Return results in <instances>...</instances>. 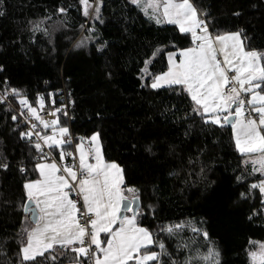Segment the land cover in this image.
Returning a JSON list of instances; mask_svg holds the SVG:
<instances>
[{
    "label": "trees",
    "instance_id": "trees-1",
    "mask_svg": "<svg viewBox=\"0 0 264 264\" xmlns=\"http://www.w3.org/2000/svg\"><path fill=\"white\" fill-rule=\"evenodd\" d=\"M196 2L210 14L213 31L243 29L248 43L264 50V0ZM60 7L67 9L66 15L57 14ZM0 11L4 12L0 15V89L16 88L33 105L38 95L48 104L49 93L53 99L65 94L73 115L65 122L74 136L99 132L105 159L124 169L127 184L140 189L143 206L154 207L144 226L156 230L181 221L194 223L215 242L220 264H250L249 241L264 242V205L258 191L248 199L240 197L256 177L237 183L240 161L231 129L205 126L199 117L185 118L191 113L186 95L142 87L138 80L144 59L157 46L169 45L171 50L174 42L187 47L189 39L174 25L149 23L128 0H103V23L86 20L79 0H0ZM237 12L239 16L234 15ZM41 21L48 35L33 32L34 23ZM81 25L95 27V40L77 48L81 38L89 35ZM105 43L104 50L97 51L98 44ZM165 67L166 58L161 56L151 70ZM12 102L18 105L16 97ZM13 115L0 103V160L10 165L0 169V244L7 252L0 256V264H16V234L25 218L23 183L37 178L31 172L35 150L20 139L19 131L25 126L13 121ZM55 155L58 159V151ZM21 161L29 169L28 176L19 171ZM192 235L188 230L181 234L185 240ZM160 239L182 262L188 252L177 251L179 238L160 234ZM199 239L203 253L207 245Z\"/></svg>",
    "mask_w": 264,
    "mask_h": 264
},
{
    "label": "snow or ice",
    "instance_id": "snow-or-ice-1",
    "mask_svg": "<svg viewBox=\"0 0 264 264\" xmlns=\"http://www.w3.org/2000/svg\"><path fill=\"white\" fill-rule=\"evenodd\" d=\"M102 3L79 0L86 20L103 23ZM128 3L149 23L174 25L189 39L187 47L174 42H170L171 50L169 45L157 46L139 70L141 86L186 95L191 113L185 118L199 117L205 126L220 130L230 128L240 161L237 183L243 185L256 177L240 197L248 199L258 191L264 205V50L253 48L243 29L213 31L210 14L196 0ZM66 13L64 7L57 9L58 15ZM43 23H34L33 32L48 35V29L41 28ZM58 24L64 26L63 21ZM81 28L89 35L81 38L77 48L95 40L94 26ZM106 46L98 44L97 51L102 52ZM161 56L166 58L165 69L152 71L154 61ZM9 96L16 97L21 106L25 130L19 131V137L35 150L31 172L37 176L23 183L25 218L16 234V264H64L65 260L68 264H220L221 253L206 229L184 221L161 225L156 230L143 225L147 215H154V207L143 206L140 189L127 184L124 169L105 159L99 132L89 137L74 136L65 122L73 119L67 105L55 107L53 99V107L47 112L50 119H42L44 96H37L34 107L20 90L6 87L0 93V103L7 102ZM17 119L12 116L13 121ZM146 151L151 152V146ZM9 166L0 160V169ZM19 171L24 176L30 174L23 161ZM185 230L193 234L187 240L181 236ZM160 234L179 238L177 251L188 252L182 262L174 258ZM199 238L207 245L203 253ZM249 244L250 264H264V242L250 240ZM4 249L5 245L0 244V256L7 255Z\"/></svg>",
    "mask_w": 264,
    "mask_h": 264
},
{
    "label": "built area",
    "instance_id": "built-area-1",
    "mask_svg": "<svg viewBox=\"0 0 264 264\" xmlns=\"http://www.w3.org/2000/svg\"><path fill=\"white\" fill-rule=\"evenodd\" d=\"M3 91L4 90L0 89V93H3ZM12 97L13 96H9L7 102H5L4 104L6 106V109L11 110L13 112V114L17 116V118H18L17 120H19V122L21 123V121H23V119H24L22 116H20L21 106L19 105V103H17L18 105H15L12 102ZM54 100L56 101L55 107H60L62 104L67 105V110H68L69 116L73 117V115L71 113V101L69 100V98L65 94H59L57 99H54ZM52 107H53L52 101H50L48 104L45 105V110L40 112L42 119H50V117L47 115V112ZM45 150L47 151V149H45Z\"/></svg>",
    "mask_w": 264,
    "mask_h": 264
},
{
    "label": "rangeland",
    "instance_id": "rangeland-1",
    "mask_svg": "<svg viewBox=\"0 0 264 264\" xmlns=\"http://www.w3.org/2000/svg\"><path fill=\"white\" fill-rule=\"evenodd\" d=\"M138 80H139V82L141 83L140 79H138ZM53 98H54L53 96L49 97V99H51V101L53 100ZM46 102H47V101H45V105L47 104ZM33 106L35 107V106H37V105L35 104V105H33Z\"/></svg>",
    "mask_w": 264,
    "mask_h": 264
},
{
    "label": "bare ground",
    "instance_id": "bare-ground-1",
    "mask_svg": "<svg viewBox=\"0 0 264 264\" xmlns=\"http://www.w3.org/2000/svg\"><path fill=\"white\" fill-rule=\"evenodd\" d=\"M3 88V87H2ZM17 103V102H16ZM3 104V103H2ZM18 123V122H17Z\"/></svg>",
    "mask_w": 264,
    "mask_h": 264
},
{
    "label": "crops",
    "instance_id": "crops-1",
    "mask_svg": "<svg viewBox=\"0 0 264 264\" xmlns=\"http://www.w3.org/2000/svg\"><path fill=\"white\" fill-rule=\"evenodd\" d=\"M91 135H92V134H91ZM91 135H90V136H91ZM66 264H68V263H66Z\"/></svg>",
    "mask_w": 264,
    "mask_h": 264
},
{
    "label": "water",
    "instance_id": "water-1",
    "mask_svg": "<svg viewBox=\"0 0 264 264\" xmlns=\"http://www.w3.org/2000/svg\"><path fill=\"white\" fill-rule=\"evenodd\" d=\"M26 202V201H25Z\"/></svg>",
    "mask_w": 264,
    "mask_h": 264
}]
</instances>
